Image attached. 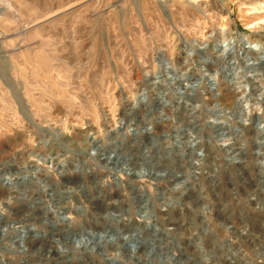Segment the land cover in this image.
<instances>
[{"label":"rangeland","instance_id":"rangeland-1","mask_svg":"<svg viewBox=\"0 0 264 264\" xmlns=\"http://www.w3.org/2000/svg\"><path fill=\"white\" fill-rule=\"evenodd\" d=\"M263 109L264 0H0V264H264Z\"/></svg>","mask_w":264,"mask_h":264},{"label":"bare ground","instance_id":"bare-ground-1","mask_svg":"<svg viewBox=\"0 0 264 264\" xmlns=\"http://www.w3.org/2000/svg\"><path fill=\"white\" fill-rule=\"evenodd\" d=\"M245 97V94L243 95V97L241 98V103L243 102V98ZM240 100V99H239ZM263 102V101H262ZM263 111H264V109H263ZM260 127V126H259ZM264 129V126L263 127H261L260 128V130L262 131ZM16 233V232H15ZM24 235V234H23ZM35 240V239H34ZM32 243H30V245H31ZM22 245V244H21ZM33 245H34V243H33ZM35 246V245H34ZM28 247H30V246H28ZM40 248V247H39ZM57 248V247H56ZM41 249H42V247H41ZM43 250V249H42ZM55 250V249H54ZM57 250V249H56ZM196 250V249H195ZM40 252V251H39ZM38 252V253H39ZM47 253V252H46ZM49 253V252H48ZM67 253H69V251H62V250H59L58 249V254H61V255H63V254H67ZM42 254V253H41ZM32 255V254H31ZM37 255V254H36ZM48 256H49V254H47ZM43 256V255H42ZM54 256V255H53ZM52 256V257H53ZM66 255H64V257H65ZM29 257V256H28ZM27 257V258H28ZM59 257V256H58ZM54 258V257H53ZM33 259V258H32ZM61 259V258H60ZM28 260V259H27ZM51 260V259H50ZM49 261V260H48ZM102 261V260H101ZM88 262V261H87ZM86 262V263H87ZM42 263V262H41ZM10 264V263H9ZM28 264V263H27Z\"/></svg>","mask_w":264,"mask_h":264}]
</instances>
